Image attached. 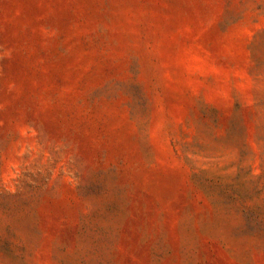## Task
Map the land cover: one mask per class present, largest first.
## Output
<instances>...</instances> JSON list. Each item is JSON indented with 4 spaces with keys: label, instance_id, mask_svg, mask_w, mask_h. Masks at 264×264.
Masks as SVG:
<instances>
[{
    "label": "rangeland",
    "instance_id": "obj_1",
    "mask_svg": "<svg viewBox=\"0 0 264 264\" xmlns=\"http://www.w3.org/2000/svg\"><path fill=\"white\" fill-rule=\"evenodd\" d=\"M0 264H264V0H0Z\"/></svg>",
    "mask_w": 264,
    "mask_h": 264
}]
</instances>
